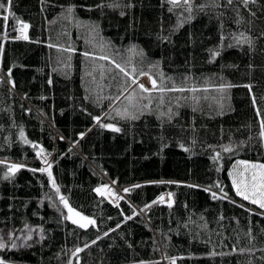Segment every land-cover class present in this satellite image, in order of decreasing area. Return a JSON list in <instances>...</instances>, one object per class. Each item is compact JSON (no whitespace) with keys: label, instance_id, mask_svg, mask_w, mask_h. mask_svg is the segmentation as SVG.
Here are the masks:
<instances>
[{"label":"trees","instance_id":"obj_1","mask_svg":"<svg viewBox=\"0 0 264 264\" xmlns=\"http://www.w3.org/2000/svg\"><path fill=\"white\" fill-rule=\"evenodd\" d=\"M0 3L3 264H264L229 176L264 163V0Z\"/></svg>","mask_w":264,"mask_h":264},{"label":"snow or ice","instance_id":"obj_2","mask_svg":"<svg viewBox=\"0 0 264 264\" xmlns=\"http://www.w3.org/2000/svg\"><path fill=\"white\" fill-rule=\"evenodd\" d=\"M168 2L173 5V6H178L181 3V0H168ZM190 0H183L184 4H189ZM231 2V0H229ZM11 3V0H9V5ZM245 3H247V0H245ZM0 8L5 9L6 11L9 10L8 7H6L4 4L0 3ZM4 20L8 19V16L5 15L3 16ZM24 28H27V25H24ZM24 39H27V36L25 35L23 37ZM87 55V53L85 54ZM101 59H107V57H101ZM117 68H119L120 72L124 73L125 76H128L129 73L123 68L120 67V65H116ZM133 83H137L136 80L133 78L132 80ZM153 88L156 87V82L153 80L152 82ZM140 89L142 91H149V89L145 88L143 84L139 85ZM105 126V125H102ZM264 126V125H262ZM111 127V126H107ZM114 131H119V129H113ZM19 166L17 165H10L9 166V171L10 172H15L18 169ZM251 168L255 171L252 172L251 176L248 177L247 175L241 174L240 178H234L233 179V187L236 190V194L238 196H241L244 200H249L253 204H258V206L261 209H264V164H245V169ZM41 171H44V169H41ZM49 175L51 176V173L49 172ZM57 191H59L57 189ZM97 192H100L101 189H96ZM127 192L128 189H125ZM226 195V194H225ZM213 197L216 198V194L213 193ZM259 197V198H257ZM61 201L64 202L65 207L68 208V212L72 213L75 216L79 217L80 221H83L82 223H79L80 228H86L88 225H94L95 221L91 220L87 217L82 216L78 212H73V209L68 206L67 201L64 199L63 196L60 197ZM163 199V197H161ZM74 224L78 223V221L73 220L72 221ZM28 239H31V236L28 237ZM5 247L3 243H0V248ZM83 249H77V252L82 251ZM0 264H3L2 261H0Z\"/></svg>","mask_w":264,"mask_h":264},{"label":"rangeland","instance_id":"obj_3","mask_svg":"<svg viewBox=\"0 0 264 264\" xmlns=\"http://www.w3.org/2000/svg\"><path fill=\"white\" fill-rule=\"evenodd\" d=\"M20 34L23 35V31L20 30ZM129 70L131 71V73L134 76V78H135L137 83L143 84L145 86V88H147V89L153 88L152 84H146V82H144L145 81V77L144 76H150V75L146 74L144 68L142 66H140V64H134V65L130 66ZM134 84H136V83H133L132 85H134ZM128 89H129V87H128ZM72 147H75V144H72ZM39 156L41 157V153L39 154ZM42 159H43L42 161L45 162L44 165L46 164L45 167L43 165V168H47V166L51 165L50 161L46 160V156L45 155H44V157H42ZM245 164L251 165V164H264V163L254 162V161H249V160H236L233 163V165H232V167L230 169V173H229V176H230L232 184H233V179L234 178H240L241 174H244V175H247L248 177H250L252 172L255 171V170H253L251 168L245 169ZM110 190L117 197H114L112 199V201L111 200H109V201L113 202V204H115V203H117L116 199L120 198L122 196V190L121 189H117L116 191H113L111 188H110ZM234 190H235V188H234ZM235 192H236V190H235ZM239 197L242 198L241 196H239ZM257 198H259V197H257ZM245 201L251 203L249 200H245ZM251 204H253V203H251ZM254 205L258 206V204H254Z\"/></svg>","mask_w":264,"mask_h":264},{"label":"bare ground","instance_id":"obj_4","mask_svg":"<svg viewBox=\"0 0 264 264\" xmlns=\"http://www.w3.org/2000/svg\"><path fill=\"white\" fill-rule=\"evenodd\" d=\"M21 31H23V35H25V29H21ZM145 77V81L146 84H152L151 82L154 80L151 76H144ZM155 81V80H154ZM43 156H41L40 158H42ZM97 189H101L100 192H97L99 195L105 196L106 198H108V200H111L114 197H117L115 194H113L109 188V186H104L102 188H97ZM116 201H118V198L116 199ZM115 201V202H116Z\"/></svg>","mask_w":264,"mask_h":264},{"label":"water","instance_id":"obj_5","mask_svg":"<svg viewBox=\"0 0 264 264\" xmlns=\"http://www.w3.org/2000/svg\"><path fill=\"white\" fill-rule=\"evenodd\" d=\"M111 189H112L113 191H116V190L118 189V187H117L115 184H112V185H111Z\"/></svg>","mask_w":264,"mask_h":264}]
</instances>
